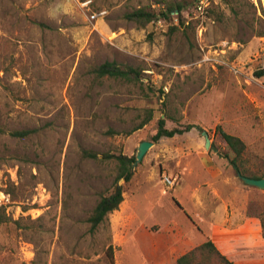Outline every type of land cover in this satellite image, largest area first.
Segmentation results:
<instances>
[{"label": "rangeland", "instance_id": "374dc122", "mask_svg": "<svg viewBox=\"0 0 264 264\" xmlns=\"http://www.w3.org/2000/svg\"><path fill=\"white\" fill-rule=\"evenodd\" d=\"M196 1L0 0V264H176L208 239L264 264V190L237 177L217 130L244 143L243 173H264V0H213L200 16ZM106 61L140 80L96 79ZM160 118L195 127L152 142ZM142 141L122 203L90 233L117 173L103 156L135 157Z\"/></svg>", "mask_w": 264, "mask_h": 264}, {"label": "trees", "instance_id": "16d2710c", "mask_svg": "<svg viewBox=\"0 0 264 264\" xmlns=\"http://www.w3.org/2000/svg\"><path fill=\"white\" fill-rule=\"evenodd\" d=\"M173 8H169L165 11H159V14L156 15L153 12L148 11H135L133 13L127 14L125 17L128 20L138 21L142 20V25L152 22L156 19L157 16L168 17ZM174 10L178 13L181 10L180 6H177ZM93 73L96 79H113V80H122L126 82H137L140 80L139 74L140 72L132 67H121L114 61H106L98 66H95L93 69ZM258 77L264 75V70L256 73ZM151 119V114L147 115L146 120L141 122L134 130L141 129L147 121ZM195 126L187 125L183 128H172L167 129L165 127L164 119H158L157 128L155 134L151 137L152 142H157L161 138H172L176 135H182L190 131ZM218 133L225 143L228 153H223V157L229 161V164L242 176L251 178V179H262L264 178L263 174H246L243 173L237 164L238 159L245 152L244 143L237 137L229 135L223 132L220 128H217ZM1 132V130H0ZM31 133L30 130H18V131H10L9 136L16 138H24ZM230 153L233 157H230ZM84 156L96 159L95 153L84 151ZM104 159H115L117 162V173L113 182L112 190L107 195H103L99 198L94 208L92 209L90 215L87 218V223L89 224V232L94 233L96 229L107 222V216L112 212L118 210L120 204L123 201L122 197V186L118 184L119 180H123L124 183H128L133 176V163L135 161V157L128 158L124 155H104ZM175 204L179 206L178 202L174 200ZM9 221L8 216L5 214L2 207H0V224H4ZM176 264H234L230 261L226 256H224L214 245L211 240H206L202 244L192 248L186 253L180 255L176 259Z\"/></svg>", "mask_w": 264, "mask_h": 264}, {"label": "water", "instance_id": "95a60500", "mask_svg": "<svg viewBox=\"0 0 264 264\" xmlns=\"http://www.w3.org/2000/svg\"><path fill=\"white\" fill-rule=\"evenodd\" d=\"M202 134L205 140L204 147L205 149H208L210 145L208 135L205 132H203ZM152 145L153 144L149 141H142L139 143L137 147V152L135 155V161L133 163V166L141 162L142 158L145 156L146 152L152 147ZM237 177L242 181V183H244L245 185L249 187H255L258 190H264V178L258 179V180L251 179V178L242 176L239 172H237Z\"/></svg>", "mask_w": 264, "mask_h": 264}, {"label": "built area", "instance_id": "2783aa9c", "mask_svg": "<svg viewBox=\"0 0 264 264\" xmlns=\"http://www.w3.org/2000/svg\"><path fill=\"white\" fill-rule=\"evenodd\" d=\"M211 1L213 0H197L194 6V9L196 11V13L200 15H203L205 13V10L208 8V6L210 5ZM96 17V15H91V19H94ZM163 184L166 187H171L173 186L174 182L172 181V179L168 178V177H164L163 178Z\"/></svg>", "mask_w": 264, "mask_h": 264}, {"label": "crops", "instance_id": "0c3cea01", "mask_svg": "<svg viewBox=\"0 0 264 264\" xmlns=\"http://www.w3.org/2000/svg\"><path fill=\"white\" fill-rule=\"evenodd\" d=\"M200 196H201V193H198L197 195H195V197H194V199L196 200V202H197V204H198V202H201L200 201ZM234 214L233 213H231V220H233L232 222H234ZM217 218H213V220L215 221ZM238 226V225H237ZM233 229V231H237V229L234 227V228H232ZM230 230V229H229ZM214 243V242H213ZM215 245V244H214ZM216 246V245H215ZM223 255L225 254V250L223 249V248H218V247H216ZM225 256V255H224Z\"/></svg>", "mask_w": 264, "mask_h": 264}]
</instances>
